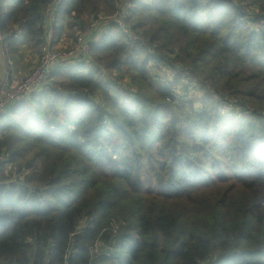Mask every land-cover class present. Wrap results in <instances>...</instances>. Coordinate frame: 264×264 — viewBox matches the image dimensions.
<instances>
[{
	"label": "trees",
	"instance_id": "trees-1",
	"mask_svg": "<svg viewBox=\"0 0 264 264\" xmlns=\"http://www.w3.org/2000/svg\"><path fill=\"white\" fill-rule=\"evenodd\" d=\"M60 1L52 45L115 4ZM54 2L0 0L7 58L42 53ZM130 20L141 42L112 26L88 73L0 115V264H264V0H135Z\"/></svg>",
	"mask_w": 264,
	"mask_h": 264
},
{
	"label": "built area",
	"instance_id": "built-area-1",
	"mask_svg": "<svg viewBox=\"0 0 264 264\" xmlns=\"http://www.w3.org/2000/svg\"><path fill=\"white\" fill-rule=\"evenodd\" d=\"M61 1L55 0L45 13L46 22L49 24L48 36L46 44L41 53V61L39 67L24 79H15L7 77L0 83V115L6 114L11 106L18 100H28L33 93L44 91L52 82L53 73L62 66H77L83 64L85 66L92 65L90 57V45L100 42L101 37L111 29L112 26L118 27L128 43L135 45L141 42V38L133 30L134 24L130 20L133 0H115V5L120 9L111 19H95L84 30H80V34L76 39L71 50L56 51L52 47L53 27L57 13L60 10ZM21 34V33H20ZM1 35V32H0ZM168 65L161 63V69ZM158 79L166 84L175 82L173 74L167 76H159ZM175 97L181 99L178 88L174 90ZM196 108L200 106L195 105ZM229 106V105H228ZM232 109V106H229ZM235 106H233V110ZM4 158L0 157V161ZM23 174V173H21Z\"/></svg>",
	"mask_w": 264,
	"mask_h": 264
},
{
	"label": "rangeland",
	"instance_id": "rangeland-1",
	"mask_svg": "<svg viewBox=\"0 0 264 264\" xmlns=\"http://www.w3.org/2000/svg\"><path fill=\"white\" fill-rule=\"evenodd\" d=\"M134 2H135V0H133V3ZM119 12H120V9L115 4H114V7L112 9H107V8L101 9L100 13L94 14V15H91L88 17V23L85 26L87 27L95 19H111L112 17L117 15V13H119ZM133 22L136 23V21H133ZM73 23H76V21H73L69 17H67V19L61 23V25L62 24L64 25L65 30L63 31L61 38L57 39L58 42L56 44L52 45L53 49H55L56 51H66V50L72 49L76 39L78 38V36L80 34V29H81V27H79V26H75V27L70 26V25H73ZM19 56L20 57L22 56L24 63L21 61L22 62L21 66H15L13 68L14 72L11 74L13 75L12 78L24 79V78L28 77L31 73H33L39 67L40 61H41V52H39L37 54V53L33 52L31 48L24 47V48H22V51L20 52ZM10 59H12V57H10ZM167 63L169 64V66H167L166 68L161 69V67H159L160 71H157L156 69H154L153 72L154 73H160L161 76L162 75L167 76V75L176 73L177 71L174 69V67L172 68V62L168 60ZM92 65H93V63H92ZM92 65L85 66V69H86V70L84 69L85 73L86 72L88 73V71L90 70ZM56 80L58 82H60L61 79H58L57 77H55L54 81H56ZM186 82L188 83V81H186ZM131 86H132V84H131ZM133 88H134V90L136 89L135 87H133ZM192 88H193V86H192ZM183 93H185V92H181L179 96L182 97ZM190 94H191L190 97H192L193 102L196 98L195 105L200 106V100H199L200 96L198 94V91L196 89H193V91H191ZM198 100H199V102H198ZM222 110L229 112V113L237 116L238 118L247 117V119L252 120V116L249 113L245 112L244 110L236 112L235 110H232L229 106L227 107V110H226V108H224ZM27 177L28 176L26 174H18L17 176H14L13 178H11V179H13L11 181H13L15 183H21L22 184V183H24V181Z\"/></svg>",
	"mask_w": 264,
	"mask_h": 264
},
{
	"label": "crops",
	"instance_id": "crops-1",
	"mask_svg": "<svg viewBox=\"0 0 264 264\" xmlns=\"http://www.w3.org/2000/svg\"><path fill=\"white\" fill-rule=\"evenodd\" d=\"M48 28H49V24L47 23L46 30H48ZM5 38H6L5 35L2 34L0 35V83L3 80H5L7 77H12L13 75L11 73L14 72L13 68L15 66H21L23 62L22 56L20 57L19 55L15 56L12 59L7 58L6 52L4 50Z\"/></svg>",
	"mask_w": 264,
	"mask_h": 264
}]
</instances>
